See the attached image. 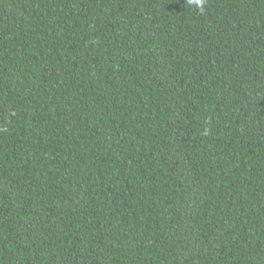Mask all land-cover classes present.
<instances>
[{
	"label": "trees",
	"instance_id": "trees-1",
	"mask_svg": "<svg viewBox=\"0 0 264 264\" xmlns=\"http://www.w3.org/2000/svg\"><path fill=\"white\" fill-rule=\"evenodd\" d=\"M0 264H264V0H0Z\"/></svg>",
	"mask_w": 264,
	"mask_h": 264
},
{
	"label": "clouds",
	"instance_id": "clouds-1",
	"mask_svg": "<svg viewBox=\"0 0 264 264\" xmlns=\"http://www.w3.org/2000/svg\"><path fill=\"white\" fill-rule=\"evenodd\" d=\"M186 2L189 5H193L196 7V9L200 12L203 13L205 10V4L207 0H186Z\"/></svg>",
	"mask_w": 264,
	"mask_h": 264
}]
</instances>
